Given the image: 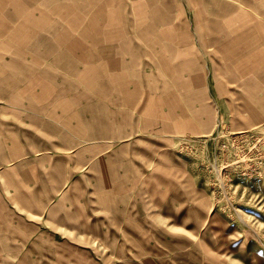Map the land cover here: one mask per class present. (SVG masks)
I'll use <instances>...</instances> for the list:
<instances>
[{
  "label": "rangeland",
  "instance_id": "rangeland-1",
  "mask_svg": "<svg viewBox=\"0 0 264 264\" xmlns=\"http://www.w3.org/2000/svg\"><path fill=\"white\" fill-rule=\"evenodd\" d=\"M242 1L25 3L36 16L21 36L0 34V264H264V118L227 114L225 73L178 69L186 50L211 65V24L247 18ZM34 47L23 59L35 67L5 64ZM28 115L38 130L18 122ZM128 142L135 158L116 153ZM95 201H117L77 210L106 216L107 233L29 232L34 219L62 231L52 218Z\"/></svg>",
  "mask_w": 264,
  "mask_h": 264
},
{
  "label": "crops",
  "instance_id": "crops-1",
  "mask_svg": "<svg viewBox=\"0 0 264 264\" xmlns=\"http://www.w3.org/2000/svg\"><path fill=\"white\" fill-rule=\"evenodd\" d=\"M33 2H36L38 0H32ZM31 0H0V34L4 35H11V36H21L20 31L21 25H24V20L27 18L26 15L31 16L33 19L36 14L34 10H29V8L26 7L25 3H33ZM30 5V4H29ZM243 5L250 9L247 13H249V17L247 16V20L243 17L240 19V17H233L228 18L226 20H220L218 23H215L213 21V26H217V28L220 31V34H217L216 36H210L211 39L209 41L210 47L213 46L212 54L209 55L212 58L211 65L206 62H203L204 57H208V55L203 56L202 54H206L205 51H198L195 50L194 53H189L186 51H180L178 57L180 59L179 62V73L186 74L187 72L194 73L195 75H204L208 71H211V73H225L226 77V83H227V97H226V107H227V114L229 116H237L236 120L238 125L242 126L245 124V122H254L259 119L264 118V18L263 19H253V11L252 10H258V9H264V6H262L261 1H252V0H246L243 2ZM248 5V6H247ZM27 8V10H26ZM252 11V12H251ZM246 13V12H245ZM27 19V20H28ZM226 21V25H224L222 22ZM10 26V27H9ZM9 27V29H8ZM236 27L237 31L242 32L241 38L236 36ZM34 33L28 34L27 36L36 37L33 38L32 42L36 43L38 41V28L33 26ZM9 31V32H8ZM23 33V31H22ZM24 35V34H23ZM20 39V40H26L30 41V38ZM203 40V39H202ZM201 40V41H202ZM18 53L20 56L18 58H21L22 60L18 59L15 60L13 57L11 59L4 60L5 64L7 66H19L23 68H33L35 67L30 65L32 63L27 62L23 59V57H26L24 54L29 53L34 57V59H37L38 57V48H30L26 51L20 50ZM50 52L52 54L57 55V57H65L66 55L61 53L60 51L50 50L45 51ZM184 52V53H183ZM221 52V53H220ZM225 52V53H224ZM221 54V55H220ZM102 55V54H101ZM101 55H99L101 57ZM105 56V55H103ZM0 57H4V55L0 54ZM97 57V56H95ZM193 58V60H187V58ZM219 57V58H218ZM221 57V60H220ZM10 58V57H8ZM223 58V59H222ZM191 63V66L190 64ZM194 64V65H193ZM205 66L210 68L211 70L204 69ZM219 67H222L224 70H217L214 71V69H218ZM188 68H191L188 70ZM132 72V70L130 71ZM135 72H138L136 70ZM3 81H6V79H3ZM250 81V82H249ZM195 85L202 89V79L195 80ZM17 82L16 80L11 81V83H7L8 87L16 86ZM232 85V86H231ZM217 87V86H216ZM215 87V88H216ZM218 89V88H216ZM231 90L233 91V100H231ZM196 109V108H195ZM203 111L195 110L193 112L194 114V122L195 125L200 128H202V121H203ZM28 119H18L19 123H28V126L34 127L38 130V116L28 115ZM235 120V119H234ZM130 137L128 134L121 133L120 137ZM136 142H128L124 146L120 148L118 153L119 155H123V158H127V155H131L135 158L133 155L135 151L138 152V148L135 146ZM85 154V153H83ZM125 155V156H124ZM116 157L114 160L115 166L113 168H107L111 170H118L120 169L117 166L118 160ZM44 159V158H41ZM110 159V158H109ZM107 160L105 159L104 163L107 164ZM122 163V161H121ZM55 164H52V167H54ZM56 166V165H55ZM51 167V168H52ZM95 168V167H94ZM57 179V178H56ZM106 181V180H105ZM104 181V182H105ZM184 182V181H183ZM51 185H55L54 183H50ZM172 184V183H171ZM165 185V183H164ZM180 186V184H178ZM107 197V196H106ZM115 203H104L103 206L96 205L95 202H91L90 205L77 206V202L73 209H76L74 211L75 214L71 216V213L65 217L64 215H60L58 218L62 221L63 224H60L58 221V218H52L50 221L53 223H58L59 230L62 231H56V229L50 228V227H44L40 222L33 220L32 229H30L29 232H31L34 229L36 236V241L38 240V237L40 234V238H44L43 235H56L60 234L61 232H67V233H92L93 235L96 233H100L101 230H104L102 232L107 233V230L105 227H101V229L97 228L96 225L99 227L101 226V222L103 221L101 218L106 219V216L101 215L99 217L93 218L89 214L88 215H79L77 210H95L97 208H107L108 206L114 207L116 211L119 210V207ZM51 206H54V203H51ZM114 205V206H112ZM43 205L35 206V208H39ZM111 210V209H110ZM39 212L36 211L34 215H38L39 217L43 216L42 214H38ZM70 217L71 221L68 222V218ZM74 220V221H73ZM74 222V223H73ZM69 225V226H67ZM48 226V225H47ZM73 227V229H72ZM52 238L47 237V241L52 243ZM41 243V242H39Z\"/></svg>",
  "mask_w": 264,
  "mask_h": 264
},
{
  "label": "bare ground",
  "instance_id": "bare-ground-1",
  "mask_svg": "<svg viewBox=\"0 0 264 264\" xmlns=\"http://www.w3.org/2000/svg\"><path fill=\"white\" fill-rule=\"evenodd\" d=\"M243 2V1H242ZM215 5V4H214ZM250 82V81H249ZM201 111V110H200ZM180 256V255H179Z\"/></svg>",
  "mask_w": 264,
  "mask_h": 264
}]
</instances>
